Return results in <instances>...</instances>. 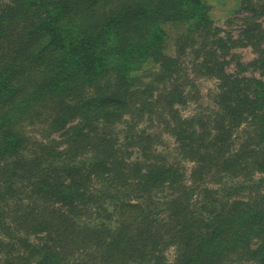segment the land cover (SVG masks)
<instances>
[{
	"label": "trees",
	"instance_id": "16d2710c",
	"mask_svg": "<svg viewBox=\"0 0 264 264\" xmlns=\"http://www.w3.org/2000/svg\"><path fill=\"white\" fill-rule=\"evenodd\" d=\"M240 6L260 78L225 71L209 0H0V264H264V0ZM177 26L176 50L217 80L199 115L174 107L196 100ZM146 116L190 165L158 152ZM36 123L49 140L27 153Z\"/></svg>",
	"mask_w": 264,
	"mask_h": 264
},
{
	"label": "rangeland",
	"instance_id": "374dc122",
	"mask_svg": "<svg viewBox=\"0 0 264 264\" xmlns=\"http://www.w3.org/2000/svg\"><path fill=\"white\" fill-rule=\"evenodd\" d=\"M212 5V13L211 19L213 22L212 28L213 36L210 37L209 41L212 39H221L223 40L221 43V47L224 48V53H227V60L229 61L228 66L225 68L227 73H235L237 71H242L241 73L244 76H254L256 78H260L259 72L255 70L257 68L256 65H251L253 60L256 58V53L250 46H244L246 42L241 40L240 33L244 27L243 18L250 15V12L246 10V8H241V0H209ZM249 1V0H248ZM245 5V4H244ZM246 6V5H245ZM261 24V26L254 32V35H259L263 33L264 29V18H256V21ZM182 27H172L169 30V47L168 51L170 54L176 56L179 61L178 67L179 77L181 79L180 83L189 82L192 87L190 91L192 92V96L196 100H192V98L187 100V105L185 103L180 104L176 103L174 106L179 110V115L189 116V115H199L202 113V110H207L214 105V96L216 95L217 89V80L215 76L207 78L201 75V72H196V64L194 58V52L191 51L192 48H185L183 53L178 52L176 50L175 44L173 45V39L179 35ZM216 36V38H213ZM264 38V36L262 37ZM262 45L264 46V39L262 40ZM222 50V51H223ZM226 55V54H225ZM240 64H238V63ZM156 93H154V96ZM141 127H145L144 132L149 133L151 135L161 136L163 143L155 144L158 152L166 156V160L171 163H184L186 166L190 165V161L184 160L187 158H183L180 153H177L175 149L176 143H174L172 138L168 137V133L164 129V124H160L158 120H156L155 116L153 118L146 116L143 123H140ZM138 125V127H139ZM122 127H117V134H115L119 141L122 144V150L125 154L130 151L133 152L132 159H137V155L140 156L137 151L138 147L136 144L132 142H128L125 140L124 134L122 133ZM23 131L29 139L27 140V144L25 146V152L29 153L34 151L37 146L38 141H47L49 140V129L47 125L36 123L34 125L27 124L24 125ZM138 131V129H135ZM59 135L53 134L50 138L57 139L59 141ZM175 144V145H174ZM144 152L141 150V156ZM96 204H93L95 207ZM107 212L110 214L111 221H114L117 218V214L113 213V206H105ZM97 210V209H96ZM98 211V210H97ZM102 212V211H100ZM101 217H97L98 219L104 220L107 223V219H104L102 214ZM89 219V218H88ZM1 234V233H0ZM174 250L171 248L165 254L166 260L171 262L174 260Z\"/></svg>",
	"mask_w": 264,
	"mask_h": 264
}]
</instances>
